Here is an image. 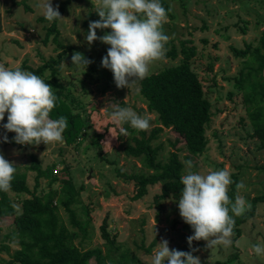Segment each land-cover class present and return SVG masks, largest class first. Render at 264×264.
<instances>
[{"label": "rangeland", "instance_id": "rangeland-1", "mask_svg": "<svg viewBox=\"0 0 264 264\" xmlns=\"http://www.w3.org/2000/svg\"><path fill=\"white\" fill-rule=\"evenodd\" d=\"M164 1L174 16L173 19L168 17L163 25V31L170 39L165 45V58L152 62L149 73L178 64L182 58L181 41L187 39L186 44L197 50L190 66L211 103V118L205 126L206 148L199 155H190L183 147L179 152L183 175L188 171L185 164L188 160L193 164L191 170L200 174L227 169L231 177L237 175L238 183H244L245 189L239 194L245 197L251 208L254 207L253 215L240 225V236H232L233 243L229 248L208 249L205 241H193L192 248L198 249L193 255L200 257L201 264H217V261L220 264H264V255L257 256L252 248L255 244L264 245V201H253L264 195V153L259 149V141L252 136L253 128L244 101L245 90L235 84L236 77L247 72L244 66L246 57H237L233 53L234 48L243 49L247 43L253 47L257 45L264 28V0ZM37 2L0 0V64L11 69L24 64L23 70L31 72L28 67L35 69L45 60L63 53L56 66V76L68 97L77 101L78 105L64 98L72 112L78 114L81 132L72 141L63 135V143L48 145L3 143L0 138V154L15 164V173L26 175L31 191L34 190L36 172L27 169L31 163L30 155L37 157L42 168H50L57 180L41 178L36 188L38 195L49 189L63 190L62 178H70L75 189H80V203L72 208L86 229L85 235L71 226L63 207H59L58 212L64 224L78 233L74 242L82 250L100 247L105 251L108 246L101 236V229L105 227L115 241L110 248L111 256L116 258L123 254L128 257L129 264H150L153 251L162 239L169 242L170 249L191 251L187 243L190 234L178 225L172 226V221L181 219L179 200H161V208L155 204L162 182L149 185L144 196L134 199L135 183L118 174H147L150 171L142 157L125 154L126 146L134 144V138L140 137L141 131L127 124L130 128H126L128 134L120 135L121 125L110 116L111 105L119 103L137 114H150L151 126L144 131L147 135L160 123L140 96L139 82L131 89H118L112 72L101 66L110 46L99 40L91 46L86 42L89 23L99 20L97 0H52L53 7L58 5L64 18L55 21L58 29L56 42L52 40L53 34L47 42L44 41L47 27L52 22L41 20L44 16L35 7ZM96 31L102 36L110 30ZM172 47L177 53L176 58L167 55ZM75 52L92 61L87 69L72 66L71 56ZM209 64H212L210 70L207 69ZM256 64L254 62L251 66ZM45 76H50V72L46 71ZM4 123H7V114L0 122V136L4 133ZM125 125L122 126L125 128ZM7 136L12 141L15 133L9 132ZM175 139L180 140L173 130L165 128L152 142L154 146H162L158 156L161 162H165L169 150L173 149L170 142ZM181 146L182 142H177L176 147ZM8 194L19 210L21 200L27 195L10 190ZM58 199L56 197L54 203L58 204ZM13 232L12 218L0 219V264H5L4 261L18 248L17 239L11 238ZM2 245L9 246V251L3 250ZM93 262L91 259L90 264ZM106 264H114V261L107 260ZM115 264H122V261Z\"/></svg>", "mask_w": 264, "mask_h": 264}, {"label": "trees", "instance_id": "trees-1", "mask_svg": "<svg viewBox=\"0 0 264 264\" xmlns=\"http://www.w3.org/2000/svg\"><path fill=\"white\" fill-rule=\"evenodd\" d=\"M162 6L167 10V15L171 19L173 14L169 12L168 4L160 0ZM25 8L28 6L25 5ZM47 21L45 18H41ZM1 30V26H0ZM50 34L52 40L57 41L58 29L55 21L47 27L44 41L47 42ZM204 41H206L204 39ZM188 40H182L180 52L182 58L178 64L168 66L162 70L149 73L146 78L139 81V94L146 102L148 111L154 112L160 126L153 128L150 134L140 132V137L134 138V144H129L124 149L126 155L144 160V165L150 173H138L126 175L118 173L126 179L133 180L136 185L134 199H139L148 191L149 185L161 183V192L155 196V204L161 208V200L172 199L178 201L182 194L183 185L180 178L183 175V161L179 152L181 148L190 155L201 154L207 145L205 137V126L211 118V103L205 96L203 86L197 74L190 66L191 59L197 54L193 45H187ZM59 46L63 47L60 43ZM64 48V47H63ZM237 57H246L244 66L247 72H243L236 77L235 84L241 90L244 89V101L247 103L246 111L253 128L252 136L259 141V149L264 153V28L260 32L258 43L255 47L249 43L243 49H233ZM171 58H176L177 53L174 47L167 52ZM63 58V53L57 54L56 58L45 60L35 69L28 67L33 74L40 76L46 83L50 84L57 99L55 107L50 113V118L58 119L63 116L67 118V128L63 135L68 141L81 132V121L78 114L71 110V106L64 98H69L64 92V86L57 79V68ZM257 64L251 66L252 63ZM24 66V64H23ZM23 66L20 67L23 70ZM209 64L207 69H211ZM49 71L50 76H45ZM67 90V89H66ZM77 104L74 98H69ZM78 105V104H77ZM125 128L130 129L126 124ZM170 128L180 138L170 142L173 149H170L165 162L158 159L161 145L154 146L152 142L158 138L165 129ZM181 141L182 146L176 147ZM31 163L27 169L36 172L34 190L31 191L27 184L24 173H14L11 181L10 191L16 194H26L20 202L19 210L8 192L0 191V219L11 217L15 226V232L11 233V238L17 239L18 248L14 250L10 258L5 260V264H106L107 260L115 263L122 261V264H129L128 257L121 254L118 257L111 256V247L114 246V238H111L102 227L101 236L108 246L105 251L100 247L82 250L74 241L78 233L67 227L58 212L59 207H63L68 213L71 226L77 228L84 235L85 227L78 219L72 205L80 203V189H75L70 178H62L63 190L57 191L49 189L46 193L38 195L36 188L39 180L47 177L52 181L57 178L51 174L50 168H42L40 161L33 154L30 155ZM187 159V156H186ZM233 183L229 185L228 196L235 201L238 183L237 175L231 177ZM58 197V204L54 199ZM253 201H264V195L254 198ZM15 206V207H14ZM254 207L244 215L234 217V235L240 236V225L251 217ZM231 214V213H230ZM179 228L192 235L193 230L183 222L182 218L172 221V226ZM10 237V235H9ZM10 238V239H11ZM3 250L9 251V246L2 245ZM118 247H115L117 249ZM113 258V259H112ZM220 264L219 261L216 262Z\"/></svg>", "mask_w": 264, "mask_h": 264}, {"label": "clouds", "instance_id": "clouds-1", "mask_svg": "<svg viewBox=\"0 0 264 264\" xmlns=\"http://www.w3.org/2000/svg\"><path fill=\"white\" fill-rule=\"evenodd\" d=\"M35 7L49 23L64 19L58 5L53 7L52 0H38ZM96 13L99 20L89 23L85 40L90 46L97 40L110 46L101 66L112 72L118 89H131L146 78L152 62L165 58V45L170 39L163 31L168 21L167 10L160 0H97ZM97 29L110 31L98 36ZM71 61L72 66L86 69L92 63L79 52L72 54ZM56 99L52 86L40 76L0 64V122L7 114V123L2 124V142L24 146L63 143L67 118H50ZM111 108V119L121 125L120 135L128 134L123 124L138 131H146L151 126L150 114H137L119 103L112 104ZM9 132L15 133L12 141L7 136ZM185 164L188 171L180 178L183 188L177 203L180 217L193 230L187 237L191 251L170 249L169 242L162 239L153 251L150 264H201L200 257L193 255L198 251L192 248L193 241H205L208 249L229 248L233 243L234 217L244 215L251 208L239 194L245 189L243 182L236 184L235 201L230 200L228 188L233 181L227 169L200 174L191 170V160ZM14 173L15 164L0 154V191L11 189ZM252 248L257 256L264 255V245L255 244Z\"/></svg>", "mask_w": 264, "mask_h": 264}]
</instances>
